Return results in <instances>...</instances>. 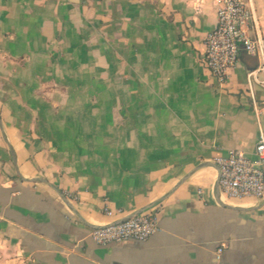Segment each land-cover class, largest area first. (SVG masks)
<instances>
[{
    "label": "crops",
    "instance_id": "0c3cea01",
    "mask_svg": "<svg viewBox=\"0 0 264 264\" xmlns=\"http://www.w3.org/2000/svg\"><path fill=\"white\" fill-rule=\"evenodd\" d=\"M252 6L264 38V0ZM217 10L0 0V264H264V200L227 199L215 164L256 158L259 60L242 50L218 88L202 62ZM152 213L145 242L90 236Z\"/></svg>",
    "mask_w": 264,
    "mask_h": 264
},
{
    "label": "built area",
    "instance_id": "2783aa9c",
    "mask_svg": "<svg viewBox=\"0 0 264 264\" xmlns=\"http://www.w3.org/2000/svg\"><path fill=\"white\" fill-rule=\"evenodd\" d=\"M217 25L205 38L202 62L211 71L218 88L225 87L229 72L239 62L242 50L259 60V67L248 74V87L256 109L253 87L264 88V38L256 19L252 0H215ZM261 78H259V76ZM256 158L239 150L230 151L225 157L215 159L219 170L220 192L229 200L255 198L264 200V132H260ZM112 214V213H110ZM160 231L155 214L137 215L125 221L109 223L91 231V238L99 245L113 243L145 242ZM225 244L216 250L220 261Z\"/></svg>",
    "mask_w": 264,
    "mask_h": 264
}]
</instances>
